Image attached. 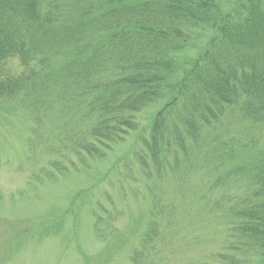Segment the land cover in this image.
Returning <instances> with one entry per match:
<instances>
[{"label":"trees","instance_id":"obj_1","mask_svg":"<svg viewBox=\"0 0 264 264\" xmlns=\"http://www.w3.org/2000/svg\"><path fill=\"white\" fill-rule=\"evenodd\" d=\"M206 30L198 54L179 65L177 55ZM13 57L17 76L1 69ZM0 100L36 125L55 121L45 114L53 109L61 147L90 156L160 102L137 162L149 180L180 178L185 156L229 107L264 125V0H0ZM224 172L215 187L236 179L245 191L215 202L230 223L231 254L221 258L264 264V169L243 163Z\"/></svg>","mask_w":264,"mask_h":264},{"label":"rangeland","instance_id":"obj_2","mask_svg":"<svg viewBox=\"0 0 264 264\" xmlns=\"http://www.w3.org/2000/svg\"><path fill=\"white\" fill-rule=\"evenodd\" d=\"M209 35H195L177 55L179 65ZM1 69L22 71L17 57ZM160 104L136 113L137 129L93 157L61 147L62 121L53 109L45 114L55 121L36 125L17 104L0 100V264H229L221 253L231 254L230 223L215 202L245 189L236 179L214 183L243 163L264 169V125L229 107L185 156L180 178L149 180L136 153H147L142 141Z\"/></svg>","mask_w":264,"mask_h":264}]
</instances>
